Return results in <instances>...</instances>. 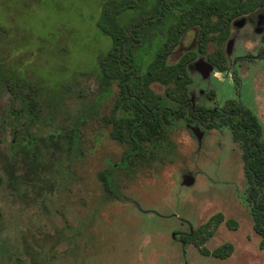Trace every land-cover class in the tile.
I'll use <instances>...</instances> for the list:
<instances>
[{"label": "rangeland", "instance_id": "374dc122", "mask_svg": "<svg viewBox=\"0 0 264 264\" xmlns=\"http://www.w3.org/2000/svg\"><path fill=\"white\" fill-rule=\"evenodd\" d=\"M100 3L0 0V264H264L243 202L240 151L228 130L207 131L198 142L187 125L195 121L176 120L166 130L170 152L157 160L154 147L155 174L124 167L126 148L103 123L123 113L112 110L116 80L99 67L110 47L92 19ZM197 32L183 35L168 64L193 52L194 63L206 67ZM144 35L138 53L147 62L161 34L150 26ZM215 48L209 44L206 52ZM220 48L225 73L206 67L208 78L201 79L189 65L191 98L213 107L238 95L264 130V55L257 60L264 7L233 20ZM214 75L221 79L213 83L216 94L207 84ZM151 88L164 92L159 84ZM103 170L110 172L109 193L97 178ZM217 213L222 224L204 248L232 244L224 260L179 241ZM228 219L235 230L225 226Z\"/></svg>", "mask_w": 264, "mask_h": 264}, {"label": "trees", "instance_id": "16d2710c", "mask_svg": "<svg viewBox=\"0 0 264 264\" xmlns=\"http://www.w3.org/2000/svg\"><path fill=\"white\" fill-rule=\"evenodd\" d=\"M262 7L264 0H101L99 13L92 19L98 33L109 38L110 47L100 58L99 67L105 77L117 81L124 99L123 107L131 113L126 118L111 121L114 126L112 136L115 139L155 141L157 160H160L159 155L168 154L170 151L164 152L169 138L166 126L170 125L171 118H182L184 115L183 112L168 113L159 103V96L149 90V84L154 80L163 84L170 82L166 96L178 106L186 104V86L190 83L186 64L193 59V55L183 57L173 65L166 63L182 36L190 28L197 27L198 51L206 55L218 71H223L226 62L220 46L229 37L231 23ZM174 9L178 10L177 15L173 14ZM150 26L156 27L161 39L151 60L144 63L138 50L147 44L144 32ZM2 28L0 22V35ZM209 44L216 46L211 53L206 52ZM202 119L208 122V128L227 126L233 142L239 146L248 186L243 202L250 208L252 229L260 238L258 248L264 251L262 127L252 111L232 100L216 111L204 110ZM221 221L220 214L212 216L186 242L204 256L228 259L234 251L230 243L212 251L204 248L206 240ZM226 226L234 230L237 224L227 220Z\"/></svg>", "mask_w": 264, "mask_h": 264}, {"label": "flooded vegetation", "instance_id": "af4514ba", "mask_svg": "<svg viewBox=\"0 0 264 264\" xmlns=\"http://www.w3.org/2000/svg\"><path fill=\"white\" fill-rule=\"evenodd\" d=\"M248 15V14H247ZM191 29V28H190ZM183 37V36H182ZM181 40V39H180ZM180 42V41H179ZM179 42H178V44H179ZM177 44V45H178ZM177 45L175 46V48L177 47ZM174 48V49H175ZM173 49V50H174ZM172 50V51H173ZM172 51L170 52V54L172 53ZM197 52L199 53V54H202V53H200L199 51H198V47H197ZM169 54V55H170ZM263 56L264 55V48L261 50V52H259L258 54H257V60L258 59H261V55ZM169 55H168V57H169ZM191 55H193V59H191V61L190 62H188L187 64H186V72H187V75H188V77H189V79H190V83L189 84H187V95H188V99H187V103L186 104H184V105H181V106H178V104L176 103V102H174V101H171L167 96H166V90L171 86L170 85V82L169 83H161V82H159V81H152L150 84H149V90L154 94V95H158L159 96V98H160V100H159V103L163 106V108L165 109V110H168L167 112L168 113H170V114H172V112H174V114H177V113H179V112H183V115H184V117H182V118H176V116L175 117H173V118H171V123H170V125H168V126H166V130L168 129V128H170V126L172 125V123L174 122V121H176V120H181L182 122H186V123H190V122H192V121H195V124H194V126H193V124L191 125V123L190 124H187L188 125V128L193 132V134H194V136H195V138H196V140L198 141L199 140V138H200V136H201V139H200V142L203 140V136L205 135V133L207 132V131H219V130H222V129H226V130H228L229 131V133H230V140H231V142L234 144V145H236L237 146V148L239 149V146L236 144V143H234L233 142V140H232V136H231V131H230V129L226 126H220L219 128H217V129H212V128H208L207 126H209L208 125V122L207 121H204L202 118H203V116H204V110H207V111H209V110H214V111H216V110H218V109H220L221 107H223L224 105H225V103L226 102H228V101H235V102H237V103H239L241 106H243L244 108H247V109H249L250 111H252V113L256 116V114L254 113V111L252 110V108H250V107H248V105L246 106L244 103H242V101L240 100V97L238 96V95H236V97L235 98H228V99H225L224 101H223V103H222V105H217V106H213V107H207V106H205V105H203V104H197L196 102H194L193 101V99L191 98V87H192V85H193V82H194V80H193V78L190 76V74H189V69H188V67H189V65L191 64V65H193V67H195L196 69H198V70H200V72H201V79H205L207 76L206 75H204L205 74V72H206V67L205 66H203V64H201V62H195L194 63V60L196 59L195 57H196V54L195 53H193V52H189V53H187V54H185L184 56H182L177 62H179L183 57H189V56H191ZM203 55V54H202ZM224 55V54H223ZM206 56V55H205ZM167 57V58H168ZM143 61H144V63H148L149 61H147V62H145V60L143 59ZM206 61H207V63L209 64V66L211 67V69H215V71L217 72V73H225L226 72V69L225 70H223V71H218L215 67H214V65L212 64V63H210L208 60H207V58H206ZM176 62V63H177ZM225 62H226V60H225ZM166 63H167V59H166ZM176 63H173V64H176ZM168 64V63H167ZM173 64H168V65H173ZM226 67H227V65H226ZM208 78V77H207ZM225 78H228V77H225ZM224 78V79H225ZM223 79V80H224ZM230 80H231V78H229ZM215 80H217V81H219V80H221V79H219L216 75H214V79H211V80H209L208 81V85L209 86H212L213 87V89L215 90V94L217 93V89H215L214 87V84H215ZM222 80V81H223ZM232 81V80H231ZM117 82V81H116ZM214 83V84H213ZM153 84H159V85H161V86H163V88H164V92H163V94L161 95V94H157V93H155L153 90H152V88H151V86L153 85ZM235 86V85H234ZM116 87H117V96H116V99H115V101H114V105H113V112H116V111H121L122 113H123V115H121V116H117V115H111L110 117H108L107 119H105L104 120V125H105V127L106 128H109V136H110V138H111V140L112 141H114V142H116L118 145H120V146H122V147H124V148H126V150H123V152H122V155H121V158H122V163H123V165H124V167L125 168H130V169H132L131 171L132 172H134V171H137V172H135V174L137 173H139V174H143V173H145V172H147V173H149V174H155L156 172L154 171V170H152V168H154L153 167V162H154V155H153V151H154V147H155V141H150V140H148V141H144V140H138V139H133V140H129V139H115L113 136H112V131H113V129H114V126H113V123L111 122L113 119H120V118H126V117H128L131 113L128 111V110H126V109H124V107H123V95H122V93H120V90H119V86L118 85H116ZM235 87H238V86H235ZM237 89V88H236ZM215 94H213L212 92L210 93V94H207L206 95V100H207V102H211V101H213L214 99H213V95H215ZM118 103H119V105H118ZM120 103H121V105H120ZM257 117V116H256ZM257 119H258V117H257ZM258 121H259V123H260V125H261V127H262V139H263V135H264V130H263V125H262V123L260 122V120L258 119ZM169 140V139H168ZM264 140V139H263ZM199 142V141H198ZM133 146H136V147H133ZM239 151H240V149H239ZM167 157V159L169 160L170 159V156H166ZM164 161V160H163ZM240 161H241V163H242V160H241V151H240ZM168 165V164H167ZM141 168H143V170H139V169H141ZM145 168H147L148 170L146 171L145 170ZM129 169V170H130ZM242 173H243V176H244V171H243V163H242ZM110 174V172L109 171H107V170H103V171H101V172H99L98 173V175H97V178H98V180H99V182L101 183V185H102V187H103V189H104V191L106 192V193H109L110 192V189H109V177H108V175ZM162 174V173H161ZM245 178V177H244ZM245 183H246V179H245ZM247 189H248V186H247V183H246V189H245V191H244V194H243V196H245V194H246V192H247ZM244 198V197H243ZM245 207L247 208V210H248V212H249V216H250V219H251V223L253 224V221H252V217H251V214H250V208H249V206L248 205H246L245 204ZM217 214H220L221 216H222V214L221 213H217ZM216 215V214H215ZM214 216V215H213ZM211 218V217H210ZM209 218V219H210ZM209 219H207L203 224H205ZM228 220H231V219H228ZM222 221H223V216H222ZM222 221H221V223H219V225L216 227V229L214 230V233H213V235L210 237V238H212L213 236H214V234H215V232L217 231V229L220 227V225L222 224ZM227 221V220H226ZM226 221H225V226H226ZM234 222H236L235 220H233ZM203 224H201V225H199L196 229H194V230H191V232H190V234H188L187 236H182V238L179 240L181 243H183V244H185L186 243V241H187V238L194 232V231H196L199 227H201ZM237 224V223H236ZM227 227V226H226ZM228 228V227H227ZM237 228V227H236ZM235 228V229H236ZM234 229V230H235ZM230 230V229H229ZM252 231H253V229H252ZM255 234V233H254ZM256 236H258L257 234H255ZM209 238V239H210ZM258 238H259V236H258ZM260 239V238H259ZM208 240V239H207ZM206 240V241H207ZM206 243V242H205ZM225 244V243H224ZM232 245V244H231ZM198 251V250H197ZM198 253L201 255V256H204V255H202L199 251H198ZM204 257H211V258H214V257H212V256H204ZM215 259H217V258H215ZM218 260H220V259H218Z\"/></svg>", "mask_w": 264, "mask_h": 264}, {"label": "water", "instance_id": "95a60500", "mask_svg": "<svg viewBox=\"0 0 264 264\" xmlns=\"http://www.w3.org/2000/svg\"><path fill=\"white\" fill-rule=\"evenodd\" d=\"M206 67H207V71H209L211 69V67L208 64L206 65ZM186 184L188 185V183H186Z\"/></svg>", "mask_w": 264, "mask_h": 264}]
</instances>
